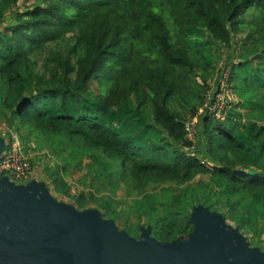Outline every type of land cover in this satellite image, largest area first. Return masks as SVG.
Wrapping results in <instances>:
<instances>
[{
  "label": "trees",
  "instance_id": "trees-1",
  "mask_svg": "<svg viewBox=\"0 0 264 264\" xmlns=\"http://www.w3.org/2000/svg\"><path fill=\"white\" fill-rule=\"evenodd\" d=\"M68 36L67 52L36 71L34 56ZM201 36L212 55L241 42L230 71L245 100L225 121L200 117L192 143L186 115L171 106L183 104L194 118L207 96L216 62L198 51L201 68L191 57ZM259 94L264 99V0H0V110L13 112L24 152L45 138L87 159L98 178L145 197L132 205L145 220L128 229L133 238L140 226L163 243L190 233L185 191H173L197 177L206 179L199 205L231 216L239 231L264 222V105L247 123L240 112L253 114ZM66 170L43 166L53 197L118 219L95 190L71 195Z\"/></svg>",
  "mask_w": 264,
  "mask_h": 264
},
{
  "label": "water",
  "instance_id": "water-1",
  "mask_svg": "<svg viewBox=\"0 0 264 264\" xmlns=\"http://www.w3.org/2000/svg\"><path fill=\"white\" fill-rule=\"evenodd\" d=\"M4 148L0 137V156ZM56 201L44 182L0 178V264H264L237 227L202 205L192 208L190 233L163 243L149 227L137 240L97 210Z\"/></svg>",
  "mask_w": 264,
  "mask_h": 264
},
{
  "label": "rangeland",
  "instance_id": "rangeland-1",
  "mask_svg": "<svg viewBox=\"0 0 264 264\" xmlns=\"http://www.w3.org/2000/svg\"><path fill=\"white\" fill-rule=\"evenodd\" d=\"M22 4V3H20ZM193 45H195V49L191 52V57L197 61L199 66L202 68L204 67L203 62H201V57L197 55V52L200 51L202 57L207 60V62L214 63L218 59V54H223L224 52L227 55V58L234 62L236 57L239 54V47L241 45V42H238L237 45H234L233 50H228L224 47H221L216 53L217 55H212L208 48H201L199 46L201 43L207 42V38L205 36L201 37H194L193 38ZM242 39V36H241ZM241 41V40H240ZM72 43V38H65L64 40H61L56 43H52L47 45L43 52L37 53L34 56V62L36 63V71L41 70V66L45 63L47 59L51 57V55L54 52H60L62 54H65L68 50V47ZM207 49V50H205ZM205 50V51H204ZM204 51V52H203ZM234 59V60H233ZM236 61V60H235ZM216 64V63H215ZM214 71H211L210 75H214ZM201 82V78H200ZM199 82V83H200ZM236 84V85H235ZM234 86V92H235V101L237 100L238 105H235V108H240V104L245 100L241 97V88L239 87V82L235 81ZM90 90L93 93H97L95 85L92 84L90 87ZM260 95V94H259ZM254 105L256 108L253 110V114L249 115L247 110L242 107L240 109L241 114H243V122L246 121L249 122L250 120L254 119V116H258V113L260 111V106L264 105V99L263 95H260V98L254 101ZM172 110L179 112L183 115H186V117H189V114L186 112V109L183 108L184 105H172ZM200 109V108H199ZM225 125H229L228 122H224ZM0 124H5L7 131L9 132H15V130L19 129V124L17 120L15 119V116L13 115V112L10 110H0ZM20 135H24L25 132L23 130L19 131ZM27 145V143H26ZM26 155L29 157V161L34 163L36 159H38L39 163L45 164L47 167L51 168L56 165L65 166L66 167V173L65 174V180L67 183H69L71 187V195H73L75 192H85L88 190H95L96 195L105 197L110 203V206L115 209L118 219L113 222L115 223V226L118 228V230H122L124 232H128V229L131 227H135L136 225H140L144 223V218L136 217L135 212L132 209L133 202L135 200H141L143 201L145 197H142L141 194H137L132 190H128L126 187L123 186L121 182L112 181L109 183L106 178L104 177H97L96 174L98 171L95 172H89L87 169L86 163L87 159H83L81 162H78L76 158H74L73 154L69 152L66 147L61 146V144L57 147H54L47 139L42 137H37V141L30 140L28 145L25 147ZM42 161V162H41ZM35 166L41 167L40 164H36ZM31 170H34V166L31 164ZM68 167V168H67ZM43 169V167H42ZM40 170V169H39ZM203 180H206L205 177L200 178L197 177L189 186L186 187H180L178 189H175L173 193L177 195L182 190L185 191L184 196V203L186 206V213H190L191 209L195 206H198L199 204H202L201 201L202 193L204 190V183ZM30 181V180H29ZM37 181V180H36ZM202 181V182H201ZM39 182H44L46 184L45 176L43 175V179ZM47 186V184H46ZM48 188V187H47ZM49 190V189H48ZM153 191L148 190L146 194H152ZM157 193H162L161 188H158L156 190ZM162 197L158 200L161 202ZM57 204H64V205H72L75 209L74 203H71L72 200L69 198H59L56 199ZM66 203V204H65ZM86 209H94L97 210L104 219H109L108 217L103 216V207H95L93 205H89ZM79 210V209H78ZM85 210V209H84ZM165 211L162 212L161 215H163ZM220 213V212H219ZM221 214V213H220ZM237 215V213H236ZM225 224L227 226H231L233 228L238 227L237 223L232 219L231 216H225ZM240 233L244 236V242L249 243L251 247L258 248L263 254H264V222L260 221L259 224H255L251 228L244 229V231H240ZM140 236V232L138 233V236H135V238L138 240V237Z\"/></svg>",
  "mask_w": 264,
  "mask_h": 264
},
{
  "label": "built area",
  "instance_id": "built-area-1",
  "mask_svg": "<svg viewBox=\"0 0 264 264\" xmlns=\"http://www.w3.org/2000/svg\"><path fill=\"white\" fill-rule=\"evenodd\" d=\"M231 64L233 62L229 61L225 54L218 57L212 83L197 116L188 117L185 122V130L190 142L195 143L196 140L197 118L206 116L215 122L225 121L228 113L238 105L231 82ZM0 137L5 142L4 151L0 156V178L7 177L15 185L26 184L32 167L29 157L23 150L19 135L8 132L5 124H0ZM188 151L193 152L194 145Z\"/></svg>",
  "mask_w": 264,
  "mask_h": 264
},
{
  "label": "crops",
  "instance_id": "crops-1",
  "mask_svg": "<svg viewBox=\"0 0 264 264\" xmlns=\"http://www.w3.org/2000/svg\"><path fill=\"white\" fill-rule=\"evenodd\" d=\"M229 58V57H228ZM237 62V61H236ZM198 123H199V119L197 118V122H196V129H197V126H198ZM200 124V123H199ZM32 161V160H31ZM34 163H32V165L34 166V170L32 171L31 170V173L29 175V180H37V181H40L43 179V169L42 167L44 166L43 162L42 163H39L38 162V159H36L35 161H33ZM36 164H40L41 167H38V166H35ZM40 169V170H39ZM45 176V175H44Z\"/></svg>",
  "mask_w": 264,
  "mask_h": 264
}]
</instances>
